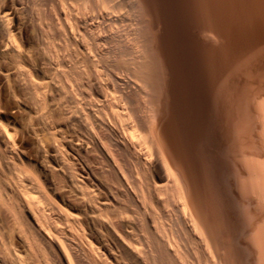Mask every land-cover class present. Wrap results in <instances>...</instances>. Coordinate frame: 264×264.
<instances>
[{
  "label": "bare ground",
  "instance_id": "6f19581e",
  "mask_svg": "<svg viewBox=\"0 0 264 264\" xmlns=\"http://www.w3.org/2000/svg\"><path fill=\"white\" fill-rule=\"evenodd\" d=\"M41 2L0 0V264H264V0H132L146 36L132 80H102L84 48L98 0ZM222 155L238 182L207 192ZM228 192L245 219L226 224L208 197Z\"/></svg>",
  "mask_w": 264,
  "mask_h": 264
},
{
  "label": "rangeland",
  "instance_id": "374dc122",
  "mask_svg": "<svg viewBox=\"0 0 264 264\" xmlns=\"http://www.w3.org/2000/svg\"><path fill=\"white\" fill-rule=\"evenodd\" d=\"M36 2H38L39 4H32V3H35V2H32L31 0H26V2H27V4L28 3H30V5L28 4V6L29 7H31V8H33L32 6L34 5V6H36V5H38V7H34V9L33 10H37V11H42L43 9L42 8H46V6H45V3L43 4L42 2H41V0H35ZM72 1L73 0H69V2L70 3H72ZM75 1V0H74ZM73 1V3H72V5L74 6V7H76L78 10H82L83 11V9H84V5H85V7L88 9L89 8V4H90V2L88 3L87 2V0H76V1H78V2H74ZM81 1H82V5L80 6L79 4H81ZM105 1V2H104ZM98 0V4H99V7L101 6V5H103V6H101L99 9L100 10H102V9H104V10H102L103 11V13H104V16H105V18H103L102 20L100 19L99 21H98V23L96 24L95 23V27H93L92 28V31H94V32H92V31H90L89 33L91 34V33H95L94 35H96V32L95 31H97V30H99V31H97L98 33L100 32L101 33V35H100V40L99 41H96V43H95V45H92L91 43H90V40H88L87 39V36H85L86 37V39L89 41V42H87V40H86V42H87V44L86 45H84V48L86 49V46H87V49L86 50H88L89 49V44L91 45L90 47H91V49H89L90 51H88V52H92V50H95L96 48H98V49H100V50H98L99 51V56H98V58H99V60H98V58L96 59L95 58V61L96 62H98V66L100 65L99 64V62L102 64V63H104V64H102V65H100L99 66V75H100V77L102 78V80H110V79H114L113 77H114V75H117L119 78H123V76L124 75H127V76H129L130 75V72L132 71L129 67V63L130 62H132V59H134V57H135V54L136 55H138V54H140V53H142L143 51V54L145 55V38H146V36H144L145 35V32H143L144 30H143V25L141 24L142 23V21H141V19L140 18H137L136 17V14H137V16H139L138 15V13H136L137 11H136V8L134 7V5H133V2H132V0H116V1H110V0ZM80 2V3H79ZM84 2H86V3H88V6L84 3ZM101 2V3H100ZM103 2V3H102ZM45 6H43V7H41L40 5H42V4ZM78 3V4H77ZM107 3V4H106ZM111 3V4H110ZM119 3V4H118ZM77 4V5H76ZM105 4V5H104ZM109 4V5H108ZM114 4V5H113ZM116 4V5H115ZM108 6V7H107ZM41 7V9L40 10H38V8H40ZM79 7V8H78ZM81 7H83V8H81ZM84 9V12H89L90 10V8L87 10V9ZM106 8V9H105ZM117 8V9H116ZM108 10H109V13H108ZM106 11V12H105ZM111 11V12H110ZM136 11V12H135ZM108 13V14H107ZM113 13V14H112ZM117 13H118V15H117ZM106 14V15H105ZM110 14H112L111 16H109ZM107 17V18H106ZM110 17V18H109ZM118 17V18H117ZM111 18L112 19H114V20H112V21H110L111 20ZM121 18V19H120ZM106 19V20H105ZM117 20V21H116ZM138 20H140V21H138ZM101 21V22H100ZM103 21H105L104 23H103V25H100L99 23H102ZM100 26V27H99ZM102 26V27H101ZM98 27V28H97ZM95 28V29H94ZM140 29V30H139ZM113 34H112V33ZM88 33V34H89ZM97 33V34H98ZM99 33V34H100ZM103 33V34H102ZM110 33L112 34L111 36H108L107 38H109V37H111V38H109V39H104V37H106L107 35H110ZM87 34V35H88ZM93 34H91V35H93ZM143 34V35H142ZM104 35H106V36H104ZM51 36V35H50ZM53 36V35H52ZM138 36H140V37H138ZM54 37V38H53ZM53 37H49V39L50 38H53L54 40H52L51 39V44L52 45H58V38H57V35H56V37L55 36H53ZM89 37V36H88ZM138 37V38H137ZM141 38V39H140ZM56 39H57V41H56ZM122 42H121V41ZM144 40V41H143ZM55 41V42H54ZM54 42V43H53ZM102 45V47H101V45H99V43ZM102 42V43H101ZM141 42V43H140ZM55 43H57V44H55ZM98 43V44H97ZM122 43V44H121ZM125 43L126 44H128V45H126L125 46ZM130 43V44H129ZM139 43V44H138ZM120 44V45H119ZM100 47H98V46ZM121 45H123V46H121ZM132 45H133V47H132ZM138 45V46H137ZM66 45H64V47H65ZM68 46V45H67ZM66 46V47H67ZM92 46H93V48H92ZM104 46V47H103ZM120 46V47H119ZM65 47V48H66ZM131 47V48H130ZM68 48H69V46H68ZM71 48H73V46H71L70 45V49H67V50H70V51H73V50H71ZM105 49V50H103V52H102V49ZM106 48H107V50H106ZM124 48H126L125 50H123ZM128 48H130V49H128ZM144 48V49H143ZM119 49H122V50H119ZM143 49V50H142ZM131 50V51H130ZM133 50V51H132ZM137 50V51H136ZM125 51H126V53H125ZM131 53H130V52ZM77 52H79V50H77ZM76 52V53H77ZM104 52H107V53H109L108 55H106L107 53H104ZM101 53H104L103 55L101 54ZM121 53V54H120ZM124 53V54H123ZM75 54V53H74ZM73 54V55H74ZM102 57H101V56ZM125 55V56H124ZM72 56V55H71ZM109 58H108V57ZM110 56H112L111 58H110ZM124 56V57H123ZM127 56V57H126ZM131 57V58H130ZM106 58V59H105ZM115 58V59H114ZM118 58V59H117ZM121 58V60H119ZM123 58H124V63H125V61H126V63L125 64H128V65H125V67L127 66L128 68L127 69H124V67H123V69H122V64H123ZM125 58H127L128 60H130V61H128V60H126ZM130 58V59H129ZM101 60H103V61H101ZM106 60V61H105ZM109 60H111V61H109ZM118 60L120 61V62H122V64H121V66L119 65L120 64V62L118 63V64H116L115 65V62L114 61H116V62H118ZM106 62V63H105ZM112 62H114L113 64H112ZM111 63V64H110ZM83 65H87V63H83ZM107 65V66H106ZM113 65H114V67L115 68H117L118 69V67H120L118 70H116L115 68V70H113V69H111L112 67H113ZM124 65V64H123ZM132 65V64H131ZM116 66H118V67H116ZM102 67H103V69H102ZM109 68V69H108ZM107 71H106V70ZM128 69H130V70H128ZM103 70H105V71H103ZM112 70V71H111ZM65 71H67L66 69H65ZM116 73H115V72ZM130 71V72H129ZM101 72V73H100ZM103 72V73H102ZM109 73V74H107V76L105 75V73ZM113 72V73H112ZM118 72H120V76L118 75L119 73ZM122 72V73H121ZM110 73H112V75L110 74ZM128 73V74H127ZM132 73V72H131ZM66 74H67V72H66ZM121 74H123V76L121 75ZM69 75H71V73L70 74H67L66 76V80H68L67 82H69V80L71 81V82H73L75 79L71 76V78H70V76ZM110 75V76H109ZM106 76V77H105ZM127 76L125 77V79L127 78ZM108 77H110V78H108ZM130 78H131V80H132V76H129ZM128 77V78H129ZM105 78V79H104ZM78 82V80H75V82ZM71 82H69V84L71 83ZM74 82V83H75ZM76 82V83H77ZM74 83H71L70 85L73 87V89H74V86L77 88V89H79V83H77V84H75L74 85ZM77 85H78V87H77ZM75 88V89H76ZM76 89V90H77ZM81 89H83L84 90V88L83 87H81L80 88V91H81ZM82 90V91H83ZM110 90V92H112V94H113V92H114V90L113 91H111V88L109 89ZM79 91V90H78ZM78 91H76V92H78ZM79 91V92H80ZM117 94V93H116ZM77 95L80 97V93H77ZM142 95V96H141ZM140 96H138L137 97V99H136V101L134 102V107L136 106V109H137V111H138V113H139V111H140V107H141V105H142V107H143V112H142V114L145 112L146 113V110L144 111V108L145 109H147V106H148V102L149 101H147L148 100V97L146 96V95H143V94H141ZM144 96V97H143ZM146 96V97H145ZM60 97V99H61V101H63L62 100V97L61 96H59ZM141 97V98H140ZM146 98V99H145ZM141 100V101H140ZM138 101H140L139 103H138ZM145 101V102H144ZM147 101V102H146ZM119 102H121L122 103V101H119ZM137 105H138V107H137ZM139 105H140V107H139ZM144 105V106H143ZM141 107V108H142ZM141 111H142V109H141ZM141 111H140V113H141ZM9 112H11V111H9ZM175 115V114H174ZM180 116V114H178V115H175V116H173V117H171L170 116V121L172 120V119H174L175 120V122H174V125H175V128L173 129V122H171V127H170V130H168V134L172 137V139H174L176 142V144L178 143V144H180L181 145V148L179 147V145L177 146L176 144H175V146H176V148H177V150L178 149H180L179 151H177V152H179L180 153V155L182 154V155H184V156H182V157H185L186 155L185 154H187L189 151H192L193 150V147H194V145L192 144L193 143V141L191 140V138H190V136L188 135H186L185 133H184V130H183V132H182V129H183V121H181L182 120V118L181 117H179ZM175 117V118H174ZM177 118H179L180 120H178ZM180 122L179 123V125L176 123V122ZM182 123V124H181ZM178 126V127H177ZM188 126V125H187ZM177 127V128H176ZM181 127V129H178V128H180ZM181 131V132H180ZM175 132V133H174ZM178 132V133H177ZM191 132V130H189V133ZM176 135H179V136H177L176 137ZM185 136V137H184ZM187 137H189V138H187ZM185 138H187V139H185ZM177 139V140H176ZM182 139H185V140H182ZM189 139V140H188ZM182 140V141H181ZM188 140V141H187ZM178 141V142H177ZM192 141V142H191ZM183 144V145H182ZM186 144V145H185ZM187 144H189L188 146H187ZM193 145V147H192V145ZM220 146H219V148H222L223 149V147H225L224 145H223V147H222V145L221 144H219ZM184 146V147H183ZM179 147V148H178ZM186 148V150H185V154H183V153H181V152H184L182 149L183 148ZM188 147H191L190 149L188 148ZM218 148V147H217ZM216 150V149H215ZM213 151L214 152V154H215V156L216 155H218V151H219V149L217 150V151ZM225 150L227 151V148L225 147ZM224 150V151H225ZM187 151V152H186ZM207 151H205V154H206V156L205 157H207L208 159H209V152L208 153H206ZM193 152H189L188 154H187V156L185 157V158H187V159H191V158H189L190 156H192V158L194 157L193 156V154H192ZM213 154V155H214ZM208 155V156H207ZM220 156V155H219ZM218 157V156H217ZM221 157H223V158H221V159H223V163L225 164V166L227 167L226 169H224L222 172H223V174H222V172H221V170H219L218 168H217V165H216V163L215 162H211L210 160H208V161H206V162H208V163H206V164H209V167H208V172L205 174V175H214V177H211V176H207L206 178H204L205 179V181H207V183H206V185L208 184V189H206L207 190V192L208 191H212V189L213 188H215L214 187V184L217 182L216 181V179H218V176H219V174L220 175H222V177L224 178V177H227V179L230 181V179H231V182H233V181H236L237 180V176L235 175V173H234V169H233V163H232V160H231V158H227L226 156H221ZM193 159H195V158H193ZM210 159H212V158H210ZM205 160H206V158H205ZM230 160V161H229ZM228 163V164H227ZM231 163V164H230ZM215 166V167H214ZM230 168V169H229ZM210 169H212V170H210ZM217 169H218V171H217ZM216 170V171H215ZM233 170V171H232ZM215 171V172H214ZM211 172V173H210ZM219 172H221V173H219ZM209 173V174H208ZM218 175V176H217ZM234 175V176H233ZM203 179V178H202ZM235 179V180H234ZM210 180V182L208 183V181ZM215 182H213V181ZM228 180L226 181V184H228ZM233 180V181H232ZM237 182H238V180H237ZM237 182H234L233 183V185L235 184V183H237ZM213 184V185H210L209 186V184ZM225 183V182H224ZM215 186H216V188L218 187L217 186V183L215 184ZM213 187V188H212ZM206 188V187H205ZM233 188H236V190L238 189V185L237 184H235V186H233ZM229 189V188H228ZM205 190V191H206ZM234 190V189H233ZM213 191H215V190H213ZM228 191V190H227ZM235 191V190H234ZM216 192H218V191H216ZM238 193H239V191H238ZM207 194V193H206ZM209 194V193H208ZM235 194H236V196H237V198L236 199H239L240 197L238 196V194H237V192H235ZM217 195H218V193H216V197H217ZM228 197H227V195H226V197L227 198H229L228 200H229V202L227 201V200H225V199H227L226 197L224 198V197H222L221 195H218V199L216 200V199H214L215 200V203H213L214 202V200H212V199H210V197H208L209 199V201H211V202H209L210 204H208V205H210L209 207L211 208V206H212V209L214 208L213 206H216L215 208H217L218 207V213H219V215H220V213H221V215H220V217L221 218H219V216L217 215V217H218V219H219V221L221 220L222 221V223H226L227 224V222L229 223V221H230V219L232 218V216H230L231 214L232 215H234V214H237L236 216H239V215H241V217H243V214H240L241 212L240 211H243L244 209L238 204L239 202L237 201H235L236 199H234V197H233V195L231 194V193H229L228 192ZM230 195H232V196H230ZM215 196H213L212 195V197L211 198H216ZM232 197V198H231ZM239 197V198H238ZM224 198V199H223ZM222 199V200H221ZM219 200V201H218ZM224 200H225V202H224ZM232 200V201H231ZM216 201L218 202V203H216ZM220 202H221V204H220ZM223 202V203H222ZM228 203V205H227V203ZM231 202H233V204L231 203ZM221 205V207H219L220 205ZM218 205V206H217ZM225 205H226V208H228V206H229V208H231V209H229L228 208V210L227 211H229V212H226V210L224 209L225 208ZM233 205H235V207L233 206ZM239 205V206H238ZM222 206H224V207H222ZM220 208L222 209L223 208V210H220ZM232 209H233V211L234 210H236L235 211V213L233 212H231L232 211ZM243 209V210H242ZM224 210H225V212H226V214H225V212H224ZM231 210V211H230ZM214 211H217V209H215ZM237 211H239L238 213H237ZM222 212H224L223 214H222ZM216 213V212H215ZM215 213H213V214H215ZM229 215H228V214ZM226 215H228V217L226 216ZM216 216V215H215ZM235 215H234V217L232 218L234 221H235V217H236ZM216 217V218H217ZM231 217V218H230ZM240 217V218H241ZM227 218V219H226ZM243 219H245L244 217H243ZM242 219V221H244L245 222V220H243ZM243 222V223H244ZM230 224H231V222H230ZM200 258V257H199ZM201 259V258H200ZM192 260V259H191ZM202 260V259H201ZM201 260H200V262H201ZM193 262L194 263H197V261H195V260H193Z\"/></svg>",
  "mask_w": 264,
  "mask_h": 264
}]
</instances>
